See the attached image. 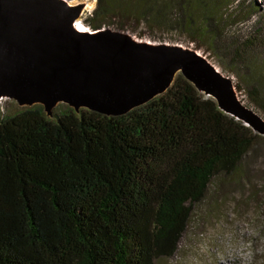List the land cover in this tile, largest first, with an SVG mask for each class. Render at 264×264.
<instances>
[{"label": "trees", "instance_id": "obj_1", "mask_svg": "<svg viewBox=\"0 0 264 264\" xmlns=\"http://www.w3.org/2000/svg\"><path fill=\"white\" fill-rule=\"evenodd\" d=\"M263 10L251 0H96L83 23L198 43L224 58L246 107L264 119V72L254 66L264 27L247 24H264ZM52 113L42 104L0 111V264L170 258L212 179H230L264 148V135L182 74L123 115Z\"/></svg>", "mask_w": 264, "mask_h": 264}, {"label": "water", "instance_id": "obj_2", "mask_svg": "<svg viewBox=\"0 0 264 264\" xmlns=\"http://www.w3.org/2000/svg\"><path fill=\"white\" fill-rule=\"evenodd\" d=\"M72 19L50 0H0V93L17 87L47 109L60 99L119 116L149 101L157 88L166 90L181 70L221 108L255 126L252 114L232 101L231 87L195 54L129 52V41L112 42L106 29L101 36L70 32Z\"/></svg>", "mask_w": 264, "mask_h": 264}, {"label": "rangeland", "instance_id": "obj_3", "mask_svg": "<svg viewBox=\"0 0 264 264\" xmlns=\"http://www.w3.org/2000/svg\"><path fill=\"white\" fill-rule=\"evenodd\" d=\"M62 1L75 5L77 11L82 9L77 16L82 24L96 6V0ZM251 1H256L264 9V0ZM262 14L264 15V10ZM244 24L245 22L241 23L239 28L243 30ZM247 24L250 25L251 32L262 25L264 27V24L259 21ZM106 31L109 32V39L116 44H120L119 39L122 37L130 38L128 44L135 48H137L135 42L154 46L152 50H143L148 53L160 51L159 46H171L195 54L208 65L211 63L210 66L217 69L225 84L231 87L232 101L254 117L255 128L250 126L264 135V119L246 107L245 94L236 88V84L241 81L234 71L224 69L227 67L223 66L224 58L221 60L205 47L183 37L176 36L175 41H170L167 39L169 36H165L164 40L151 41L146 36L139 38L134 34L109 29ZM254 66L257 71L264 72V53L256 59ZM177 74H182L181 70H178L175 76ZM191 81L196 87H200L195 80ZM200 89L207 95L201 87ZM164 90L157 88L149 99ZM34 104H42L48 118L53 117V109L70 106L78 112L81 108H86L76 107L58 99L52 103L51 108L47 109L44 103L25 98L17 87H10L7 92L0 93V111L5 115L13 114ZM240 173L242 179L237 182ZM230 177L231 180L223 175L212 179L203 200L194 205L176 253L170 258L157 260L155 264H264V148L256 157H247L243 160L239 172Z\"/></svg>", "mask_w": 264, "mask_h": 264}, {"label": "bare ground", "instance_id": "obj_4", "mask_svg": "<svg viewBox=\"0 0 264 264\" xmlns=\"http://www.w3.org/2000/svg\"><path fill=\"white\" fill-rule=\"evenodd\" d=\"M50 1L52 3H54L55 5L63 6L67 12H71L73 14V19L70 22V24L68 25L67 30H69L70 32L78 33V34L86 33V34H90L92 36H101V33L99 34L100 30L92 31L89 28H87L84 24H82L80 21H78L77 16L82 11V9L78 10L77 12H74L73 8H76V6L72 5L71 3H68V2H65V1H62V0H50ZM122 39H123V37H122ZM125 40H128L130 42V38H125ZM135 46L139 50H145V51L146 50H152L154 48V46H151L150 44L139 43V42H135ZM137 48H135L134 46H131V48L129 47L128 50H129V52L130 51L131 52L132 51H138ZM158 48L161 49V51H177V52H181V50H179V49H177L175 47H171V46L163 45V46H159ZM210 65H211V63H210ZM209 68L211 70H213L218 76H220V74L218 73L217 69H214V68H212L210 66H209ZM202 90L205 91L206 93H208L209 95L213 96V94L210 93L206 88L202 87Z\"/></svg>", "mask_w": 264, "mask_h": 264}]
</instances>
